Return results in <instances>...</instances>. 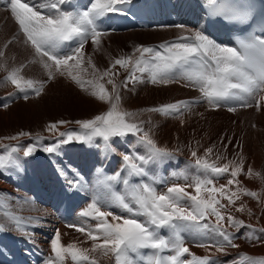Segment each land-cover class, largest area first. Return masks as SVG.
<instances>
[{"label": "bare ground", "instance_id": "1", "mask_svg": "<svg viewBox=\"0 0 264 264\" xmlns=\"http://www.w3.org/2000/svg\"><path fill=\"white\" fill-rule=\"evenodd\" d=\"M136 1H143L148 6L153 17L152 26L124 29H114L111 26L104 30L105 34L99 46L94 45L91 39L85 43L83 51L86 63L84 62L80 69L74 70L73 74L78 73V79L86 80L82 82L89 91L82 90L67 76L58 75L49 80L38 64L28 63L23 69V74L27 78L47 81L43 91L39 96L30 93L28 100H24L19 93L9 98L8 94L14 92V87L4 81L6 72L0 69V145L37 146V150L28 157L23 156L22 150L18 153V168L0 169V200L5 202V207L0 208V224L4 225V229L0 230V264H45L48 257L53 255L50 241L57 230L60 232L62 246L74 244L79 248L91 249V240L78 232L75 226L68 225L94 227L95 221L82 217L80 213L94 199H105L108 189L98 181L115 176L119 172L121 178L112 181L111 191L125 194L123 176L126 173L122 172V154L131 151L146 154V149L133 134L113 138L111 150H106L102 139L96 138L92 144L72 142L62 145L55 155L43 151V147L55 142L54 134L46 131L50 123L67 121L68 123L58 126L59 131H78L79 126L75 121L91 119L109 109V104L90 94L92 90L98 91V86L94 89L88 81L95 83L99 80V83L104 84L111 92L112 85L107 83L108 77L100 78V74L121 56L131 55L135 59L139 55L134 51L138 45L154 47L197 30H205V34L214 39L207 27L206 0H130L129 3ZM36 2L43 4L47 0ZM88 3L89 0H69L70 6L66 5V10L83 9ZM117 15L118 13H110L103 18V22H113ZM177 24H182L185 28L178 29L175 27ZM16 31L15 22L6 10L5 0H0V47L3 46L4 40L10 39ZM221 39L218 43L222 45L236 46L228 38ZM157 50L163 51L159 48ZM7 51L9 68L14 66L11 59L13 56L15 66L31 59L23 47L12 45ZM89 57L95 70L87 63ZM0 63L3 61L0 60ZM115 71L119 73L113 79L120 86L121 107L136 113L134 120L144 121V131L150 133L158 146L174 153L170 158L149 164V176L131 177L130 183L137 184L141 180L149 182L151 178L159 192H166L174 183L182 186L190 184L191 177L198 173L194 167L193 151L197 152L198 157L207 158L209 163L219 165L230 161L239 163L242 159L243 172L236 178L240 184L228 186V195L239 187H244L257 193V196L241 195L234 205H227V197L222 198L221 202L227 206L230 214L243 220L246 225L255 229L264 228V101L259 109L255 100L250 102V107L237 106L234 112L227 110L231 105L212 109L202 98L198 87L185 86L184 82L153 84L148 78V73L137 72L143 82L134 85L129 83L128 89L125 90L121 82L128 70L115 66ZM260 97H264V92L259 93L256 99ZM193 100L198 102L183 108L180 114L164 115L142 111L176 101ZM3 103H8L9 106L4 108ZM21 131L31 133L33 137L39 134L45 139L39 142L27 136L18 137L17 140L4 139ZM208 148L212 149V153L205 157V149ZM3 154L5 150L0 149V155ZM217 157L220 159L217 160ZM58 167L64 168L69 178L74 172L79 173L84 187H69L67 180L57 170ZM249 167L256 175L248 174ZM181 173L183 175H179ZM184 176H188L189 180L185 181ZM230 178L225 174L215 180V186L227 185ZM186 190L195 194L192 187H187ZM201 194L207 196L205 192ZM216 196L220 198L218 193ZM240 204L245 205L243 212L236 210ZM102 210L122 214L121 208L112 203L104 205ZM10 213H16L22 218L24 231L15 228ZM26 233H30L31 238ZM160 234L165 238L171 235L168 229H161ZM181 235L192 254L200 257L211 255L215 264H250L242 254L253 258L257 264L264 258V233L257 231L253 234L247 227L236 234L234 243L238 247L228 246L225 252H218L214 247H200L201 239L193 234ZM250 236H258L260 239H250ZM149 252L147 249L141 250V255L146 256ZM163 254L170 255L171 252L166 250ZM96 259L98 264H108V261L98 254ZM183 259H191V256L185 254ZM65 264H73L70 256L66 257ZM111 264H115L114 258Z\"/></svg>", "mask_w": 264, "mask_h": 264}, {"label": "snow or ice", "instance_id": "2", "mask_svg": "<svg viewBox=\"0 0 264 264\" xmlns=\"http://www.w3.org/2000/svg\"><path fill=\"white\" fill-rule=\"evenodd\" d=\"M129 2L130 0H89L83 9L69 11L66 10V5L70 6L69 0H47L43 4L37 3L36 0H5L6 10L18 26L16 33L10 39H5L0 47V60L3 61L0 63V69L6 72L3 79L14 87V92L8 94L9 98L19 93L24 100H28L30 93L39 96L43 91L47 81L27 78L23 74V69L28 63L38 64L49 80L58 75L67 76L82 90L89 91L82 80L78 79V73L73 74L74 70L81 68L84 61L85 43L91 39L94 45L99 46L105 34L101 27L103 18L110 13L126 15L122 6ZM205 6L210 17L223 18L230 23L248 25L253 19V5L250 0H206ZM175 27L185 28L182 24ZM71 44L75 46L72 47ZM12 45L23 47L31 60L9 68L7 50ZM158 48L163 51H158ZM134 51L139 53L135 59L131 55L121 56L100 74V78L108 77L107 83L112 85L111 92L104 84L99 83V80L95 83L88 81L93 84L94 89L98 86V91L92 90L90 94L109 104L107 111L91 119L75 121L79 126L78 131H59V125L68 123L63 120L50 123L46 127V131L54 134L55 140L53 144L43 147V151L49 155L57 154L62 145L72 142L92 144L96 138L102 139L106 150H111L113 138L126 137L129 134L136 136L138 142L146 149V154L141 155L135 151L122 154V172L126 173L123 176L125 194L111 191L112 181L121 178L119 172L115 176L98 181L108 189L105 199H94L80 213L82 217L94 220V227L68 225L75 226L78 232L91 240V249L79 248L74 244L62 246L60 232L57 230L50 241L53 255L48 257L45 264H65L67 256L71 257L73 264H98L97 254L105 258L108 264H111L113 258L115 264H140L141 261L143 264H215L211 255L200 257L192 254L181 234L189 233L199 237L200 247H214L218 252H225L228 246L238 247L234 240L242 228H250L253 234L257 231L264 233V228L255 229L234 217L221 202L222 198L227 197V205H234L241 195L257 196V193L244 187H239L228 195V186L240 184L236 178L243 172L242 159L239 163L230 161L219 165L209 163L207 158L198 157L197 152L193 151L194 167L198 173L191 177L190 184L182 186L174 183L166 192H159L151 178L149 182L141 180L137 184L130 183L131 177L149 176V164L170 158L174 153L158 146L150 133L144 131V121L134 120L136 113L121 107L120 86L113 79L119 75L115 66H120L128 70L121 82L125 90L128 89L129 83L134 85L143 82L137 72L148 73V78L153 84L184 82L185 86L198 87L202 98L212 108L231 105L227 110L234 112L237 106L250 107V102L255 100L259 109L264 101V97L256 99L259 93L264 92V24L261 25L259 34H248L237 41V46L222 45L206 35L205 30H197L154 47L138 45ZM11 59L15 65V56ZM87 63L92 65L90 57ZM92 67L95 70V66ZM196 102L198 101H176L142 111L174 115L180 114L183 108ZM8 106V103H3L4 108ZM26 136L37 142L45 139L39 134L33 137L31 133L24 131L4 139L17 140L18 137ZM0 149L5 150V154L0 155V169H9L19 167L18 153L21 150L23 156L28 157L37 150V146L2 144ZM210 153L211 148L205 149V157ZM219 159L220 157H217V160ZM57 170L67 180L69 187H84L79 173L74 172L69 178L64 168L58 167ZM225 174L231 177L227 185L216 187L215 180ZM248 174L256 175L251 167ZM184 179L188 181L189 177L184 176ZM187 187L194 188L195 194L188 192ZM202 192L207 193V196L202 195ZM109 203L119 206L122 214L102 210L104 205ZM3 207L5 202L0 200V208ZM236 210L243 212L245 205L240 204ZM9 215L15 228L24 231L22 218L16 213ZM3 229L4 225L0 224V230ZM161 229H168L170 237L161 235ZM26 234L31 238L30 233ZM248 238L260 239L258 236ZM145 249L150 250L149 254L141 255V250ZM166 250L171 254L164 255ZM185 254L191 256V259H183ZM242 255L250 264H257L253 258ZM259 264H264V258L260 259Z\"/></svg>", "mask_w": 264, "mask_h": 264}, {"label": "rangeland", "instance_id": "3", "mask_svg": "<svg viewBox=\"0 0 264 264\" xmlns=\"http://www.w3.org/2000/svg\"><path fill=\"white\" fill-rule=\"evenodd\" d=\"M15 25H16V24H15ZM16 27H18V26L16 25ZM29 60H31V59H29ZM29 60H28V61H29ZM84 62L86 63V59H84L82 65L85 64ZM14 66H15V65H14ZM81 80H82L83 82L86 81V80H83V79H81ZM90 86H92V87L94 88L93 84H91ZM211 108H212V107H211ZM212 109H215V108H212Z\"/></svg>", "mask_w": 264, "mask_h": 264}]
</instances>
